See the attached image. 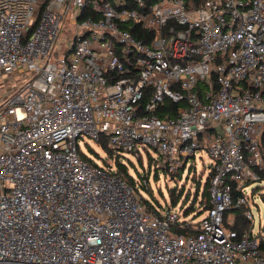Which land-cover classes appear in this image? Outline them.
<instances>
[{"label":"built area","instance_id":"built-area-1","mask_svg":"<svg viewBox=\"0 0 264 264\" xmlns=\"http://www.w3.org/2000/svg\"><path fill=\"white\" fill-rule=\"evenodd\" d=\"M7 73L25 79L0 88V264H264L258 234L223 226L264 177V0H0ZM84 137L169 174L205 149L209 208H147Z\"/></svg>","mask_w":264,"mask_h":264},{"label":"rangeland","instance_id":"rangeland-1","mask_svg":"<svg viewBox=\"0 0 264 264\" xmlns=\"http://www.w3.org/2000/svg\"><path fill=\"white\" fill-rule=\"evenodd\" d=\"M70 14L65 17L61 24V31L59 35V39L57 42L56 53L59 56L66 49H68V45L70 43L71 38L76 32V23L70 20ZM24 75H15L14 73H7L0 75V88L4 93L6 90L11 89L12 87H18L24 81ZM78 143L80 146V151L86 155L87 157L93 159L96 163L102 164L103 159L106 158V153L100 144L97 142L84 138H78ZM151 153L155 156V153L152 148L149 149ZM120 159L122 161H132L139 171L140 174L149 173L147 187L150 189L151 193H153L161 203L163 202L162 194L167 198V192L169 188H175L178 191V188H183L184 190H188L189 200L197 197L198 200L200 190L202 189L203 182L209 171L210 160L206 153L205 149L197 150L194 158H189L185 165L184 170L179 172V179L174 175H170L169 173L164 174L162 171H159L157 178L153 177L154 168L151 165L149 168L146 163V157L143 154V167L137 165L133 154L127 151H122L120 153ZM189 165H191L189 169ZM133 176H136V173L133 171ZM199 180V181H198ZM197 192V193H196ZM244 193L246 195L248 201V207L252 214L251 218V230L254 234H264V177L263 179L258 181H252L246 185L244 189ZM181 204H178L175 209L180 208ZM170 210H173V207H168ZM205 214H201L198 219ZM180 217L190 219V215L183 216V210L180 209ZM231 221V219H230Z\"/></svg>","mask_w":264,"mask_h":264},{"label":"trees","instance_id":"trees-1","mask_svg":"<svg viewBox=\"0 0 264 264\" xmlns=\"http://www.w3.org/2000/svg\"><path fill=\"white\" fill-rule=\"evenodd\" d=\"M165 107L160 113H158L160 116H163L165 114V110L169 111L173 114L176 113V107L177 103H171L169 101H166ZM98 144L101 145V147L104 149V152L106 153V158L103 159L102 164L96 163L93 159L87 157L84 155L81 151H79V154L82 158L90 161L93 164L99 165L100 167H104L105 169H111V172L123 177L126 179V181L133 186L135 189V192L140 197V199L146 204L147 208L157 212L160 214L161 208H168V207H175L178 204H181L180 209L183 210V216L190 215L189 221L192 223L198 222V217L203 214L204 211H206L209 208V202H208V191L207 187L210 180L211 171H208V174L203 182L202 189L200 190L198 200L196 196L189 200V194L188 190H184L182 187L178 188V191L175 190V188H169L167 192V198L162 194V199L165 205L159 201V199L151 193L150 189L147 187L148 182V175L149 173H143L140 174L139 171H137V168L135 167V164L132 161H122L120 159V153L122 150L112 148L107 144L106 137H102ZM154 153L155 150L153 149ZM143 154L146 157V163L148 168L152 165L154 168V174L153 177L157 178L158 176V169L154 167V155L151 153L149 148L143 147ZM143 154H139L135 161L137 165L140 167H143ZM191 165L189 166L190 169ZM136 173L137 177L133 176L132 172ZM181 170L170 173V175H174L179 179L180 175L179 172ZM164 174H167V172H162ZM199 181V180H198ZM197 193V192H196ZM235 192H233V197H235ZM264 195V194H263ZM245 207H239V208H232L224 212V221L223 226L225 228L233 229L238 234H242L245 232L251 233V221L250 219L246 218L244 216V210ZM231 219V221H230ZM259 250L261 253H264V234L259 233Z\"/></svg>","mask_w":264,"mask_h":264}]
</instances>
